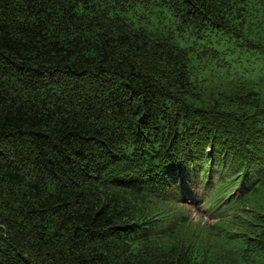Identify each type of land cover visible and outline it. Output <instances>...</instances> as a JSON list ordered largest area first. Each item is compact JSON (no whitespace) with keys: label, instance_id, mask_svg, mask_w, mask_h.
Segmentation results:
<instances>
[{"label":"trees","instance_id":"16d2710c","mask_svg":"<svg viewBox=\"0 0 264 264\" xmlns=\"http://www.w3.org/2000/svg\"><path fill=\"white\" fill-rule=\"evenodd\" d=\"M0 264H264V0H0Z\"/></svg>","mask_w":264,"mask_h":264},{"label":"rangeland","instance_id":"374dc122","mask_svg":"<svg viewBox=\"0 0 264 264\" xmlns=\"http://www.w3.org/2000/svg\"><path fill=\"white\" fill-rule=\"evenodd\" d=\"M212 176H216V173L218 172L216 169H212ZM197 193L195 192H190L188 193L187 197L184 198V202H186L188 205L186 206V208L188 209L187 211H191L192 217L195 220H208V221H213V216L211 215L209 204L208 203H204L202 204V202H200L197 199ZM206 197V195H204ZM202 204V205H201ZM201 205V206H200ZM200 206V208H199Z\"/></svg>","mask_w":264,"mask_h":264}]
</instances>
